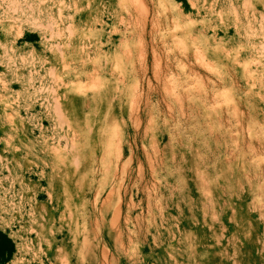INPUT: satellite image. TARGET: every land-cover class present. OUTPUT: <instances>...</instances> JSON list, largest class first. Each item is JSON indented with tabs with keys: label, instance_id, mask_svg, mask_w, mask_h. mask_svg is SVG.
<instances>
[{
	"label": "rangeland",
	"instance_id": "374dc122",
	"mask_svg": "<svg viewBox=\"0 0 264 264\" xmlns=\"http://www.w3.org/2000/svg\"><path fill=\"white\" fill-rule=\"evenodd\" d=\"M26 31L0 264H264V0H0V49Z\"/></svg>",
	"mask_w": 264,
	"mask_h": 264
},
{
	"label": "crops",
	"instance_id": "0c3cea01",
	"mask_svg": "<svg viewBox=\"0 0 264 264\" xmlns=\"http://www.w3.org/2000/svg\"><path fill=\"white\" fill-rule=\"evenodd\" d=\"M37 35L33 32L26 31L21 33L18 37L13 39L10 44V48L5 47L2 50L0 49V53L7 52L12 50L13 53H18L19 51H25L27 53H34V45L36 43ZM13 46V48H12Z\"/></svg>",
	"mask_w": 264,
	"mask_h": 264
},
{
	"label": "trees",
	"instance_id": "16d2710c",
	"mask_svg": "<svg viewBox=\"0 0 264 264\" xmlns=\"http://www.w3.org/2000/svg\"><path fill=\"white\" fill-rule=\"evenodd\" d=\"M13 251V244L10 239L0 232V263L5 262L12 255Z\"/></svg>",
	"mask_w": 264,
	"mask_h": 264
},
{
	"label": "bare ground",
	"instance_id": "6f19581e",
	"mask_svg": "<svg viewBox=\"0 0 264 264\" xmlns=\"http://www.w3.org/2000/svg\"><path fill=\"white\" fill-rule=\"evenodd\" d=\"M23 1H24V0H23ZM2 2H3V1H2ZM16 2H17V1H16ZM16 2H15V3H16ZM19 2H20V1H19ZM13 3H14V2H13ZM13 3H12V4H13ZM17 3H18V2H17ZM8 4H9V3H8ZM21 4H22V3H21ZM30 4H31V3H30ZM32 4H33V3H32ZM56 5H57V4H56ZM14 6H15V5H14ZM24 6H25V5H24ZM8 7H9V6H8ZM28 7H29V6H28ZM26 8H27V7H26ZM56 25H57V24H56ZM48 35H49V34H48ZM42 39H43V38H42ZM2 47H3V46H2ZM53 48H54V47H53ZM51 107H52V106H51ZM54 108H55V107H54ZM57 108H58V107H56V113H58V109H59V108H58V109H57ZM51 109H52V108H51ZM59 112H60V111H59ZM60 117H61V116H60ZM61 119H62V117H61ZM58 120H59V119H58ZM58 120H57V121H58ZM59 124H60V122H59ZM74 157H75V156H74ZM61 159H62V158H61ZM71 162H72V160H71ZM71 164H72V163H71ZM4 167H5V166H4ZM72 167H73V166H72ZM5 169H6V168H5ZM204 182H205V181H204ZM49 196H50V195H49Z\"/></svg>",
	"mask_w": 264,
	"mask_h": 264
}]
</instances>
